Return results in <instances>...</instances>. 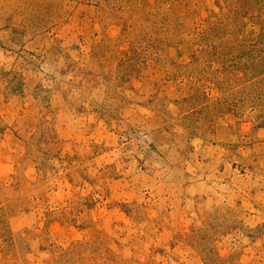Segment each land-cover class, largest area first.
<instances>
[{
	"label": "rangeland",
	"instance_id": "rangeland-1",
	"mask_svg": "<svg viewBox=\"0 0 264 264\" xmlns=\"http://www.w3.org/2000/svg\"><path fill=\"white\" fill-rule=\"evenodd\" d=\"M0 264H264V0H0Z\"/></svg>",
	"mask_w": 264,
	"mask_h": 264
}]
</instances>
